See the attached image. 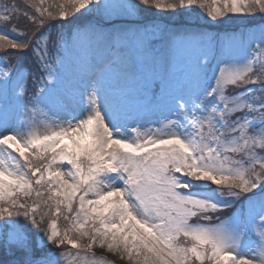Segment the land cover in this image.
Masks as SVG:
<instances>
[{"label": "snow or ice", "instance_id": "snow-or-ice-1", "mask_svg": "<svg viewBox=\"0 0 264 264\" xmlns=\"http://www.w3.org/2000/svg\"><path fill=\"white\" fill-rule=\"evenodd\" d=\"M0 264H264V0H0Z\"/></svg>", "mask_w": 264, "mask_h": 264}]
</instances>
